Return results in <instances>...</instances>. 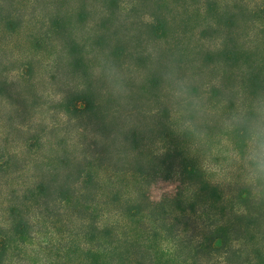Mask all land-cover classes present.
Masks as SVG:
<instances>
[{
	"label": "rangeland",
	"instance_id": "1",
	"mask_svg": "<svg viewBox=\"0 0 264 264\" xmlns=\"http://www.w3.org/2000/svg\"><path fill=\"white\" fill-rule=\"evenodd\" d=\"M263 2L0 0V224L8 225L13 211L30 217L28 236L12 239L6 264H84L99 255L101 242L95 233L109 202L94 188L79 193L78 176L70 179L64 194L60 190L68 158L79 159L89 147L94 155L109 144L110 113L83 115L70 105L80 104L90 83L105 99L114 98L93 75L99 62L111 60L125 75V106L140 98L136 89L148 75L161 73L169 62L194 79L202 93L221 77L239 88L242 67L254 61L232 68L220 62L229 45L226 17L238 18L233 27L237 46L255 53L258 44L264 46L254 17ZM58 19L64 26L54 30L50 25ZM118 48L123 49L120 58L115 57ZM77 54L84 60L82 67L74 65ZM139 94L145 109L159 115L139 129L146 143L161 146L173 128L156 126V120L175 121L168 94L163 83L151 93L153 99L150 93ZM168 138L165 143L175 144ZM164 165L157 158L149 171V192L155 200L174 196L181 184Z\"/></svg>",
	"mask_w": 264,
	"mask_h": 264
},
{
	"label": "trees",
	"instance_id": "2",
	"mask_svg": "<svg viewBox=\"0 0 264 264\" xmlns=\"http://www.w3.org/2000/svg\"><path fill=\"white\" fill-rule=\"evenodd\" d=\"M254 17L264 44V2ZM237 21L235 14L226 17L229 47L220 62L231 68L239 62H254L242 67L239 88L222 77L204 88L211 110L207 135L196 146L176 133L175 121H158L159 118L156 126L160 123L161 128L173 130L161 146L146 143L144 130L139 128L159 115L145 109L139 92L151 94L162 89L157 71L148 75L140 90L136 89L140 98L133 104L125 106L115 98L105 99L91 83L83 99L77 101L80 104L70 103L79 107L83 115L104 117L110 113L112 120L108 126L109 144L102 150L93 155L89 147L84 148L79 159L67 157L69 166L60 187L64 194L70 179L78 176L82 185L79 193L94 188L101 199L109 202L108 210L100 213L95 233L101 242L99 255L84 264H264V198H254L241 183L232 162L235 141L219 126L215 110L221 98L231 101L245 93L264 90V46L258 44L255 53L239 48L233 34ZM63 26L59 19L50 25L54 30ZM162 26L160 23L155 30ZM72 45L76 51L74 41ZM121 50L118 48L115 57L122 56ZM74 65H84L80 54L74 58ZM156 98L161 102L160 96ZM167 138L176 140L175 144L165 143ZM157 158L181 180L179 191L165 201L153 199L149 192V171ZM11 215L8 225L0 224V264H6V253L15 243L12 239L28 236L30 228L27 214L13 211Z\"/></svg>",
	"mask_w": 264,
	"mask_h": 264
},
{
	"label": "clouds",
	"instance_id": "3",
	"mask_svg": "<svg viewBox=\"0 0 264 264\" xmlns=\"http://www.w3.org/2000/svg\"><path fill=\"white\" fill-rule=\"evenodd\" d=\"M93 75L105 82L115 99L125 101L126 77L115 62L102 59ZM160 75L176 133L186 136L196 146L207 135L206 122L211 110L207 98L197 90L196 81L182 75L174 62H169ZM215 110L219 126L235 141L232 162L239 171L241 183L254 198H264V90L245 93L242 98L231 101L221 98Z\"/></svg>",
	"mask_w": 264,
	"mask_h": 264
}]
</instances>
